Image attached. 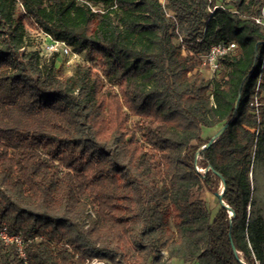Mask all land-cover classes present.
Wrapping results in <instances>:
<instances>
[{"label":"trees","instance_id":"1","mask_svg":"<svg viewBox=\"0 0 264 264\" xmlns=\"http://www.w3.org/2000/svg\"><path fill=\"white\" fill-rule=\"evenodd\" d=\"M260 16L264 0H0V226L25 254L0 240V264H264ZM27 27L88 63L62 75ZM231 42L205 78L199 56ZM223 181L212 214L193 190Z\"/></svg>","mask_w":264,"mask_h":264},{"label":"rangeland","instance_id":"2","mask_svg":"<svg viewBox=\"0 0 264 264\" xmlns=\"http://www.w3.org/2000/svg\"><path fill=\"white\" fill-rule=\"evenodd\" d=\"M21 9V8H20ZM22 10V9H21ZM29 37L27 39L28 44H32L33 48L38 46V42L41 39V31L32 27H27ZM54 56L56 64L59 66V69L62 75H69L73 66L76 63H88V57L84 54H76V56H61V55H49V58ZM200 69L205 78L209 79L213 77L214 72H212L208 67L201 65ZM260 103V101H259ZM264 105V100L261 101ZM137 120L136 117H131L129 126L132 127ZM220 127L216 126L214 128H203L202 133L205 137L212 136ZM251 185H252V198L255 203V206L262 217L263 227H264V147L254 154L251 164V173H250ZM193 197L203 199L207 204L212 214L217 209L218 198L210 193L204 186H199L194 188ZM162 253L165 255V250H162ZM171 264H197L196 262H182L180 260H172ZM256 264H260L259 261Z\"/></svg>","mask_w":264,"mask_h":264},{"label":"built area","instance_id":"3","mask_svg":"<svg viewBox=\"0 0 264 264\" xmlns=\"http://www.w3.org/2000/svg\"><path fill=\"white\" fill-rule=\"evenodd\" d=\"M256 22L264 25V17L260 16L256 18ZM41 39L38 42V50L43 58L48 59L49 55L56 54L61 56H76L77 53L72 52L70 46L65 42L56 40L50 34L41 31ZM235 44L233 42L224 44L218 43L212 45L207 53L199 56L201 64L208 67L212 72H215L219 68V59L233 50ZM255 108L260 105L258 98L255 96L251 102ZM0 240L5 244H13L20 256L24 257V241L19 234L10 233L5 225L0 226Z\"/></svg>","mask_w":264,"mask_h":264},{"label":"water","instance_id":"4","mask_svg":"<svg viewBox=\"0 0 264 264\" xmlns=\"http://www.w3.org/2000/svg\"><path fill=\"white\" fill-rule=\"evenodd\" d=\"M240 93H241V85L239 86V90H238V94H237V98H236V101H235V104H234V108H233V114H232V117L234 116L235 114V111H236V108H237V103L239 101V98H240ZM228 123H225L224 125H222L212 136L211 138L209 139V141L202 147V149H205L207 147L210 146V144L212 143V141L220 134H222L224 132V130L226 129ZM199 152L196 154V157L198 156ZM195 157V158H196ZM223 187H222V190L219 192V193H216L215 196L218 198V205L220 207H224V208H228V205L225 204L223 202V193H224V190H225V182L223 181ZM231 215L233 214V212L231 211L230 213ZM233 250H234V247L232 246Z\"/></svg>","mask_w":264,"mask_h":264}]
</instances>
